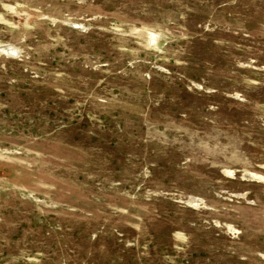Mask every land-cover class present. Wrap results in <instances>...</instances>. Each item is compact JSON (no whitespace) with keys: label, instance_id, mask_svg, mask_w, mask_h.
Here are the masks:
<instances>
[{"label":"rangeland","instance_id":"1","mask_svg":"<svg viewBox=\"0 0 264 264\" xmlns=\"http://www.w3.org/2000/svg\"><path fill=\"white\" fill-rule=\"evenodd\" d=\"M0 264H264V0H0Z\"/></svg>","mask_w":264,"mask_h":264}]
</instances>
